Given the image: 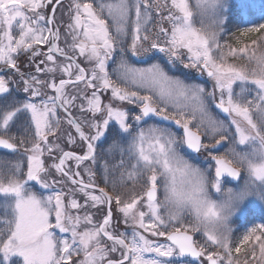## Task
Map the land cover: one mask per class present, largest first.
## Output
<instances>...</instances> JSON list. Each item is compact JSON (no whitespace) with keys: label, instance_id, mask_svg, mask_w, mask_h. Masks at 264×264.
Wrapping results in <instances>:
<instances>
[{"label":"snow or ice","instance_id":"snow-or-ice-1","mask_svg":"<svg viewBox=\"0 0 264 264\" xmlns=\"http://www.w3.org/2000/svg\"><path fill=\"white\" fill-rule=\"evenodd\" d=\"M195 6L199 27L190 0H71L65 24L63 0H0V148L19 156L0 168L5 262L264 264V223L236 243L231 227L249 199L264 212V55L225 51L230 0ZM21 119L31 141L10 134Z\"/></svg>","mask_w":264,"mask_h":264},{"label":"rangeland","instance_id":"rangeland-1","mask_svg":"<svg viewBox=\"0 0 264 264\" xmlns=\"http://www.w3.org/2000/svg\"><path fill=\"white\" fill-rule=\"evenodd\" d=\"M71 0H64V14L61 16V14L58 12L57 16L59 19H61L65 24L68 22V14H67V8L70 4ZM190 4L192 5L193 11H194V21L196 23V26H200V20L201 17L197 12L196 9V0H190ZM244 5H248V8L245 12ZM210 15V14H209ZM228 22L224 27L223 32L220 35V42L222 45H225V51L228 50V48H246L247 49V56H261L264 55V30H261L259 32L255 33H249L248 35H241V30L247 27H252L254 25H257L259 23H264V0H230V10L227 13ZM205 25L210 23V20L206 17L204 18ZM15 31V29H14ZM63 33V28L61 29ZM65 39L67 40V43H71V37H65L62 35L60 45L61 47L65 46ZM253 41H256L255 44H253ZM46 49V46H44ZM125 57L128 60V63L131 67L135 68H146L150 66L151 63L156 62L155 60L149 61L147 60L143 55L141 57H135L131 55L130 51L125 52ZM120 58V52L119 49H117L116 54L113 57V60L118 62ZM83 60V58H80ZM229 62L237 64V65H247L249 68H252L255 66V62H249L247 57L244 59H234L229 58ZM90 66V65H88ZM111 67H115V64L110 65ZM206 79V77H204ZM236 91H239V84L234 86ZM50 91V90H49ZM74 113L79 117V113L74 110ZM212 114L215 116L217 115V112L212 109ZM222 118V117H220ZM20 122L23 123L22 127H19L18 122L14 125V129L11 131V135H16L18 137H27L29 141H31L32 133L30 130L27 129V127L24 124L23 119L20 120ZM151 123V121H150ZM68 125L66 123H62V130H67ZM174 130V129H173ZM19 131V132H18ZM107 145H105L106 147ZM66 147V146H65ZM76 151H79V149H76ZM225 149H221V154ZM19 159V156L16 153H0V168H4L7 170L11 167L17 160ZM200 160L203 162V157H200ZM246 178V173H242L241 180L239 182V185L237 184H231L227 183L224 185V190L226 191L227 188L232 187L236 188L238 186L243 185V181ZM86 179V177H85ZM109 180H115L117 182V191L122 194L123 197L127 198L132 193H140L141 192V183L132 181H127L125 178V182H120V172L116 171L114 174H111L109 176ZM103 186V185H101ZM28 187L31 188L32 191H42L45 195L49 194V190H42L40 189V186L36 184L35 182H29ZM111 192V187L109 186L108 189ZM217 199L223 198L221 194H216ZM6 202L5 198L3 196H0V215H2L6 209L3 207L4 203ZM242 209H245L244 215H239V218H234V223L231 225L233 229H239V231H235L232 240L233 243L238 242V240L243 236V234L246 232L247 229L251 228L254 224H260L264 223V212H260L259 210H251L252 208V201L249 199L248 201H245V203L241 206ZM10 211V209H8ZM103 213H99L96 215L95 219L100 220ZM119 231H124L125 226L123 222H121L117 226ZM130 232V229H129ZM59 236H66L67 234L63 233H57ZM158 242H164V237L156 238ZM233 256L235 257L236 254L233 253ZM241 260H243L244 255L243 253L240 254ZM184 264H202L201 260H190L186 257L183 258ZM0 264H23V260L19 256H11L10 259L5 262L3 259V253H0Z\"/></svg>","mask_w":264,"mask_h":264},{"label":"flooded vegetation","instance_id":"flooded-vegetation-1","mask_svg":"<svg viewBox=\"0 0 264 264\" xmlns=\"http://www.w3.org/2000/svg\"><path fill=\"white\" fill-rule=\"evenodd\" d=\"M46 50V49H45ZM148 55H152V53H149ZM23 57L21 58V62H23ZM18 125H19V127H22V125H23V123L22 122H20V121H18ZM14 129V126L12 127V129H11V131ZM19 132V131H18ZM0 153H8V152H6V151H3V150H0Z\"/></svg>","mask_w":264,"mask_h":264},{"label":"water","instance_id":"water-1","mask_svg":"<svg viewBox=\"0 0 264 264\" xmlns=\"http://www.w3.org/2000/svg\"><path fill=\"white\" fill-rule=\"evenodd\" d=\"M215 110V109H214ZM174 127V126H173ZM175 128V127H174ZM0 149H2V148H0ZM4 150V149H3ZM8 151V150H7ZM229 179H231V178H229ZM190 257V256H189ZM190 258H193V257H190Z\"/></svg>","mask_w":264,"mask_h":264}]
</instances>
